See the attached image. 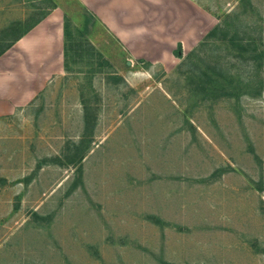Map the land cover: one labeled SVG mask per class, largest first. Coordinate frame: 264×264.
<instances>
[{
    "label": "rangeland",
    "instance_id": "rangeland-1",
    "mask_svg": "<svg viewBox=\"0 0 264 264\" xmlns=\"http://www.w3.org/2000/svg\"><path fill=\"white\" fill-rule=\"evenodd\" d=\"M56 2L66 74L0 129V264H264V0H194L209 31L154 62Z\"/></svg>",
    "mask_w": 264,
    "mask_h": 264
},
{
    "label": "crops",
    "instance_id": "crops-1",
    "mask_svg": "<svg viewBox=\"0 0 264 264\" xmlns=\"http://www.w3.org/2000/svg\"><path fill=\"white\" fill-rule=\"evenodd\" d=\"M35 1V0H25ZM49 1V0H48ZM94 10L135 57L153 62L185 51L210 29L208 12L194 0H81ZM56 2V0H55ZM0 0V129L16 126L11 120L33 105L58 77L66 74L64 7L56 2L26 25L10 16ZM202 21V22H201ZM202 29L199 28L201 27ZM8 25H13L5 31ZM198 26V28L196 27ZM201 30V31H200ZM8 31L10 33L8 34ZM25 124L18 122V130ZM28 127V126H27ZM6 135L0 132V142ZM22 136L19 141H24Z\"/></svg>",
    "mask_w": 264,
    "mask_h": 264
},
{
    "label": "trees",
    "instance_id": "trees-1",
    "mask_svg": "<svg viewBox=\"0 0 264 264\" xmlns=\"http://www.w3.org/2000/svg\"><path fill=\"white\" fill-rule=\"evenodd\" d=\"M54 1V0H53ZM56 5V2L54 1V4L52 5V7H54ZM64 25H65V33H66V48H65V55H66V59L68 58V56L70 55V47H68V44H67V42H68V40H69V36H70V34L72 33L71 32V27H72V24H71V22H70V18H69V16L67 15V13H65V23H64ZM70 49V50H69ZM175 54L177 55V56H183L182 55V44L180 43L179 44V46H178V48L175 50ZM89 64H93V62H89ZM93 67V66H92ZM91 67V69H89V71H94V68H92Z\"/></svg>",
    "mask_w": 264,
    "mask_h": 264
}]
</instances>
